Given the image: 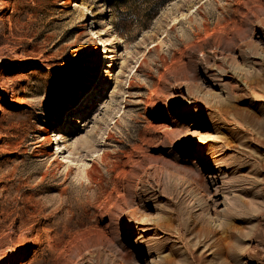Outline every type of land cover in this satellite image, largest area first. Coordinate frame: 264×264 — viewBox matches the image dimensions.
<instances>
[{
    "label": "rangeland",
    "instance_id": "obj_1",
    "mask_svg": "<svg viewBox=\"0 0 264 264\" xmlns=\"http://www.w3.org/2000/svg\"><path fill=\"white\" fill-rule=\"evenodd\" d=\"M0 264H264V0H0Z\"/></svg>",
    "mask_w": 264,
    "mask_h": 264
},
{
    "label": "bare ground",
    "instance_id": "obj_2",
    "mask_svg": "<svg viewBox=\"0 0 264 264\" xmlns=\"http://www.w3.org/2000/svg\"><path fill=\"white\" fill-rule=\"evenodd\" d=\"M68 5H69V3H68ZM104 54L107 55V51H106V49H104ZM100 55H102V52L100 53ZM97 62H100V59H98ZM98 68H99V67L96 66V67L94 68V71H93V72L96 73L97 70H98ZM45 133H46V135H47V137H46L47 139H46V140H47V142L49 143L48 146L51 147V146L54 144L53 141H52V138L50 137V134L48 133V130H46ZM59 150H60V149H59Z\"/></svg>",
    "mask_w": 264,
    "mask_h": 264
},
{
    "label": "trees",
    "instance_id": "obj_3",
    "mask_svg": "<svg viewBox=\"0 0 264 264\" xmlns=\"http://www.w3.org/2000/svg\"><path fill=\"white\" fill-rule=\"evenodd\" d=\"M170 1H173V0H166V4H167L168 2H170Z\"/></svg>",
    "mask_w": 264,
    "mask_h": 264
}]
</instances>
